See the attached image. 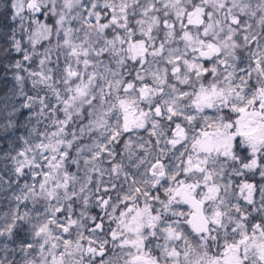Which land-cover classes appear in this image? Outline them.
Wrapping results in <instances>:
<instances>
[{
  "label": "snow or ice",
  "instance_id": "6c2138e0",
  "mask_svg": "<svg viewBox=\"0 0 264 264\" xmlns=\"http://www.w3.org/2000/svg\"><path fill=\"white\" fill-rule=\"evenodd\" d=\"M0 264H264V0H0Z\"/></svg>",
  "mask_w": 264,
  "mask_h": 264
}]
</instances>
